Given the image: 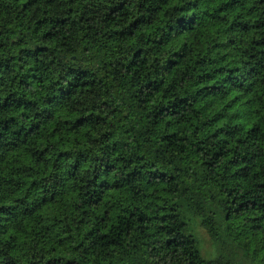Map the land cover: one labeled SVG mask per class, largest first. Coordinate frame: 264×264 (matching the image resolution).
<instances>
[{"label":"trees","instance_id":"1","mask_svg":"<svg viewBox=\"0 0 264 264\" xmlns=\"http://www.w3.org/2000/svg\"><path fill=\"white\" fill-rule=\"evenodd\" d=\"M240 251L264 264V0H0V264Z\"/></svg>","mask_w":264,"mask_h":264},{"label":"rangeland","instance_id":"2","mask_svg":"<svg viewBox=\"0 0 264 264\" xmlns=\"http://www.w3.org/2000/svg\"><path fill=\"white\" fill-rule=\"evenodd\" d=\"M200 236L202 239V250L204 254L209 257H213L217 255V247L211 240V237L208 234V232L205 229L200 228ZM242 256H243L242 252L240 251L239 256H238L240 261H241L240 258ZM239 264H258V263L257 261H254V262L251 261L250 258H246V259L244 258L241 262H239Z\"/></svg>","mask_w":264,"mask_h":264}]
</instances>
